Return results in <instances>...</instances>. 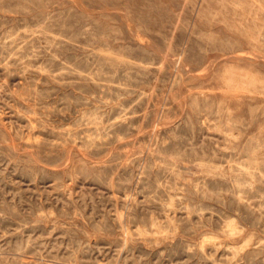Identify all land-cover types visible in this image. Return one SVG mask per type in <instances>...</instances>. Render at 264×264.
<instances>
[{
  "label": "rangeland",
  "instance_id": "374dc122",
  "mask_svg": "<svg viewBox=\"0 0 264 264\" xmlns=\"http://www.w3.org/2000/svg\"><path fill=\"white\" fill-rule=\"evenodd\" d=\"M0 264H264V0H0Z\"/></svg>",
  "mask_w": 264,
  "mask_h": 264
}]
</instances>
